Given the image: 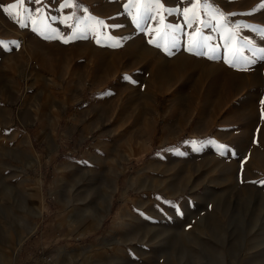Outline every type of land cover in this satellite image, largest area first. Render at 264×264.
Returning <instances> with one entry per match:
<instances>
[{
  "label": "rangeland",
  "instance_id": "rangeland-1",
  "mask_svg": "<svg viewBox=\"0 0 264 264\" xmlns=\"http://www.w3.org/2000/svg\"><path fill=\"white\" fill-rule=\"evenodd\" d=\"M67 2L0 0V264H264V0Z\"/></svg>",
  "mask_w": 264,
  "mask_h": 264
},
{
  "label": "snow or ice",
  "instance_id": "snow-or-ice-1",
  "mask_svg": "<svg viewBox=\"0 0 264 264\" xmlns=\"http://www.w3.org/2000/svg\"><path fill=\"white\" fill-rule=\"evenodd\" d=\"M37 2H39V0H37ZM24 3V0H18V3H14V4H11V5H8L7 6V9H6V11L7 10H13V11H15L17 8H18V6L19 5H21V4H23ZM155 3H156V6L157 7H162L160 4H159V0H155ZM66 6H70V4L67 2V0H66V3L65 4H62L61 5V7L63 8V7H66ZM206 8L207 7H209L206 3H205V5H204ZM148 8H151L152 7V5L151 4H149L148 6H147ZM195 7V6H194ZM261 7H264V5H261ZM190 11V9H184V13L186 14V13H188ZM25 12H27V9H25ZM170 14V13H169ZM220 17H221V19L223 18V14L222 13H217ZM17 15H20V13L19 12H17ZM233 15H235V14H233ZM97 23H99V24H103V22L102 21H97ZM138 23V22H137ZM191 24H192V19H189L188 20V25L189 26H191ZM20 26L21 27H24V26H26L22 21H20ZM138 26H139V23H138ZM237 27H239V26H237ZM246 27V26H245ZM180 29L177 27V28H174L173 29V31H179ZM201 39H203V40H207V39H209V38H207V37H201ZM65 42H67V40H65ZM99 42V41H98ZM150 42H152V41H150ZM0 43H2V42H0ZM157 46L159 47V46H161L160 44H157ZM196 47H199V46H201L199 43H197L196 45H195ZM189 51H193V48L192 47H190L189 49H188ZM262 51H264V50H262ZM221 149H223L224 148V146L223 145H221V146H219ZM221 154H223V152H221Z\"/></svg>",
  "mask_w": 264,
  "mask_h": 264
},
{
  "label": "bare ground",
  "instance_id": "bare-ground-1",
  "mask_svg": "<svg viewBox=\"0 0 264 264\" xmlns=\"http://www.w3.org/2000/svg\"><path fill=\"white\" fill-rule=\"evenodd\" d=\"M43 206H44V205H42V207H43ZM42 207H41V209H42ZM41 209H38V210H36V211H37V213H40V210H41Z\"/></svg>",
  "mask_w": 264,
  "mask_h": 264
}]
</instances>
